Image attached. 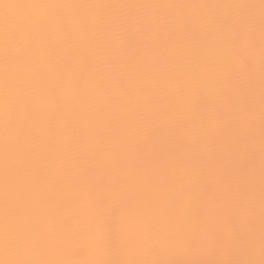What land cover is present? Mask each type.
Instances as JSON below:
<instances>
[{"label": "bare ground", "instance_id": "6f19581e", "mask_svg": "<svg viewBox=\"0 0 264 264\" xmlns=\"http://www.w3.org/2000/svg\"><path fill=\"white\" fill-rule=\"evenodd\" d=\"M51 3L83 7L23 6ZM259 4L0 0V237L5 227L3 34L8 31L14 34L7 55L17 101L7 133L10 222L30 241L19 258H110L90 231L98 200L109 215L120 210L114 228L122 236L134 235L145 251L157 242L154 229L166 222L164 233L176 236H159L161 259L224 258L225 250L198 230L199 246L187 247L193 212L203 218L226 198L247 191L249 172L259 258ZM249 19L254 20L251 43ZM246 59L254 62V73ZM239 227L245 230L243 214ZM130 256L125 243L116 258ZM6 258L15 257L6 256L0 243V260Z\"/></svg>", "mask_w": 264, "mask_h": 264}, {"label": "snow or ice", "instance_id": "6c2138e0", "mask_svg": "<svg viewBox=\"0 0 264 264\" xmlns=\"http://www.w3.org/2000/svg\"><path fill=\"white\" fill-rule=\"evenodd\" d=\"M19 7L21 5H2L4 8ZM25 7H39L49 10H55L65 7H83L81 5H65V4H38L23 5ZM237 7L252 8L256 5H238ZM260 201H259V258H256V214L254 198L252 196V175L248 174L247 191L240 192L239 195L226 198L221 207L212 209L206 216L201 218L198 210H194L193 216L196 223L193 225L192 233L187 237V247H198L199 241L195 236L198 230L207 234L213 239L217 246L225 250L224 258L209 260H192V259H161V248L159 236L164 234L165 239H175V233H164V225L162 222L154 231L157 234V242H153L146 251L138 244L137 238L129 234L122 236L114 228L119 214V209L114 208L109 215L104 211V201L98 200L92 206L94 220L90 226V231L96 233V243L106 255L110 258L92 259V260H71V261H49L19 258L23 251L29 246L30 241L26 237L24 229L21 227H13L10 222L12 209L10 201L12 199V188L10 181L9 162L12 155V146L7 133L13 126L16 115V103L13 99L12 86L9 79V59L7 49L14 39V34L5 31L3 34V42L6 49L5 55V81L3 92V116L5 125V189H4V211H5V227L0 243H2L6 256L15 258H6L0 260V264H264V0H260ZM58 19V18H57ZM7 23L8 18H5ZM67 23L66 21H60ZM247 33L250 43L252 42V33L254 28V20L249 19L246 23ZM238 39L233 38L231 44L233 47L238 46ZM245 63L250 73H254L255 64L250 59H246ZM251 101L249 107L251 108ZM54 107L58 109L59 102L54 101ZM247 136H254V125L249 123L247 128ZM249 160H254L255 153L249 151ZM245 223V230H240L242 219ZM173 218L169 217V221ZM127 243L131 249L130 258L121 259L119 256L121 248ZM146 255L147 258H144ZM140 257V258H137Z\"/></svg>", "mask_w": 264, "mask_h": 264}]
</instances>
